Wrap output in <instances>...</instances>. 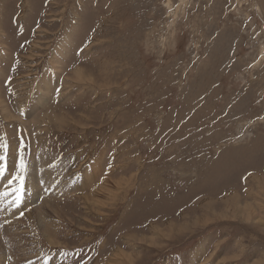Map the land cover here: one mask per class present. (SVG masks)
<instances>
[{
	"label": "rangeland",
	"instance_id": "obj_1",
	"mask_svg": "<svg viewBox=\"0 0 264 264\" xmlns=\"http://www.w3.org/2000/svg\"><path fill=\"white\" fill-rule=\"evenodd\" d=\"M0 157V264H264V0H0Z\"/></svg>",
	"mask_w": 264,
	"mask_h": 264
},
{
	"label": "snow or ice",
	"instance_id": "obj_2",
	"mask_svg": "<svg viewBox=\"0 0 264 264\" xmlns=\"http://www.w3.org/2000/svg\"><path fill=\"white\" fill-rule=\"evenodd\" d=\"M21 148H23V144L21 145ZM2 159H3V157H0V160H2ZM24 170H25V166H24V164L21 162V164H20L19 167H18V172H17V174L13 176L12 180L9 181V183L11 184V183H13V182H15V181H17V180L22 179V174H23V171H24ZM4 171H5V169L2 168V167H0V176H2V175L4 174ZM20 202H21L20 198H18L16 201H13V203L16 204L17 206L19 205ZM21 214H23V213H21Z\"/></svg>",
	"mask_w": 264,
	"mask_h": 264
},
{
	"label": "bare ground",
	"instance_id": "obj_3",
	"mask_svg": "<svg viewBox=\"0 0 264 264\" xmlns=\"http://www.w3.org/2000/svg\"><path fill=\"white\" fill-rule=\"evenodd\" d=\"M2 43H3V42H2ZM59 65H60V64H59ZM74 76H75V77H79V78L81 77V78H82V77H83V70H81L80 68L77 69V70L74 72ZM85 77H86V76H85ZM85 77H84V79H85ZM76 79H77V78H76ZM68 80H69V79H68ZM81 80H82V79H80V82H81ZM77 81H78V80H77ZM41 90H42V89H41ZM45 92H46V91H45ZM3 107H4L5 109H7V107H5L4 105H3ZM6 113H7V112H6ZM56 115H57V114H56ZM39 157H40V156H39ZM33 160H34V158H33ZM34 161H35V160H34ZM12 167H13V166H12ZM14 169H15V168H14ZM251 169H253V168H251ZM11 170H12V169H11ZM38 173H39V172H38ZM96 176L98 177V175H96ZM94 179H95V178H94ZM94 179H93V180H94ZM93 180H92V181H93ZM106 186H107V185H106V183H105V185L102 186V189H106ZM98 189H99V188H98ZM102 189L99 190V191H102ZM108 189H109V188H108ZM7 195H8V194H7ZM7 195H6V196H7ZM95 201H97V200L95 199ZM98 203H99V202H98ZM46 204H47V203H46ZM42 205H45V203L42 204ZM39 220H41V218H40ZM43 222H44V221H43ZM43 230H44V229H43ZM45 230H46V229H45ZM47 230H49V229H47ZM45 233H46V231H45ZM48 233H49V232H48ZM53 234H54V233H53ZM49 238H51V237H49ZM56 238H57V237H55V239H56ZM51 240H52V239H51ZM52 242H53V240H52ZM54 242H55V241H54ZM51 245H52V244H51ZM54 245H55V244H54ZM56 245H57V244H56ZM58 245H59V244H58ZM130 257H131V256H130ZM121 259H122V258H121Z\"/></svg>",
	"mask_w": 264,
	"mask_h": 264
}]
</instances>
